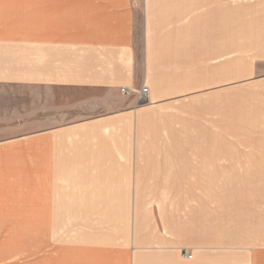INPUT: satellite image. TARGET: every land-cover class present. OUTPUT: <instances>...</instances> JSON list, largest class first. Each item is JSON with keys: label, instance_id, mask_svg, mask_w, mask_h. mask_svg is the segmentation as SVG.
<instances>
[{"label": "crops", "instance_id": "1", "mask_svg": "<svg viewBox=\"0 0 264 264\" xmlns=\"http://www.w3.org/2000/svg\"><path fill=\"white\" fill-rule=\"evenodd\" d=\"M212 1L0 0V264H264V243L221 253V235L248 230L219 232L205 205L212 152L141 148L167 91L137 53V6L150 28L203 30L211 5L232 68L235 30H264V0Z\"/></svg>", "mask_w": 264, "mask_h": 264}, {"label": "rangeland", "instance_id": "2", "mask_svg": "<svg viewBox=\"0 0 264 264\" xmlns=\"http://www.w3.org/2000/svg\"><path fill=\"white\" fill-rule=\"evenodd\" d=\"M253 1L236 0L237 11ZM212 2L227 5L226 0ZM209 9L211 5H204L208 28L185 30L148 27L147 14L137 6V53L144 59L149 48L167 91L163 105L143 117L141 148L210 151L215 165L218 158L219 185L198 187L205 205L214 209V220L218 211L219 232L224 227L248 230L246 235L239 230L240 238L232 242L220 236L226 255L264 243V30H235L236 64L230 68L229 31L220 28L224 22L215 20V14L206 13ZM73 240L61 238V244Z\"/></svg>", "mask_w": 264, "mask_h": 264}, {"label": "built area", "instance_id": "3", "mask_svg": "<svg viewBox=\"0 0 264 264\" xmlns=\"http://www.w3.org/2000/svg\"><path fill=\"white\" fill-rule=\"evenodd\" d=\"M128 92L127 89H123V93ZM148 97V89L147 88H143L142 91L140 92V99L142 101H144L145 99H147Z\"/></svg>", "mask_w": 264, "mask_h": 264}, {"label": "water", "instance_id": "4", "mask_svg": "<svg viewBox=\"0 0 264 264\" xmlns=\"http://www.w3.org/2000/svg\"><path fill=\"white\" fill-rule=\"evenodd\" d=\"M143 105H145V102L144 101L140 102L139 106H143Z\"/></svg>", "mask_w": 264, "mask_h": 264}]
</instances>
